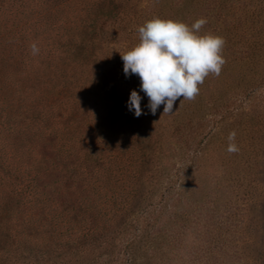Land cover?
<instances>
[{
	"label": "trees",
	"instance_id": "16d2710c",
	"mask_svg": "<svg viewBox=\"0 0 264 264\" xmlns=\"http://www.w3.org/2000/svg\"><path fill=\"white\" fill-rule=\"evenodd\" d=\"M9 1L26 21L14 74L0 76V264H264V111L223 141L190 144L163 141L143 92V114L127 108L141 81L122 54L155 17L204 16L201 33L226 41L225 65L245 67L236 88L262 83V36L227 22L234 7L199 0L179 18L161 9L184 7L173 0Z\"/></svg>",
	"mask_w": 264,
	"mask_h": 264
},
{
	"label": "rangeland",
	"instance_id": "374dc122",
	"mask_svg": "<svg viewBox=\"0 0 264 264\" xmlns=\"http://www.w3.org/2000/svg\"><path fill=\"white\" fill-rule=\"evenodd\" d=\"M173 1H175V4L183 2L184 7L176 8L178 5H173V7L169 9L166 3H163L161 4V9L163 10V14L172 9L174 14L177 13L179 18H183L186 14L192 13L195 10V6L199 3V0ZM166 2L170 5L171 0H167ZM224 2L227 5H231L232 8L234 7L230 12L231 14L228 15L227 22L231 21L234 24V21H237V19L242 21V27L238 29L245 30L246 33L251 31L248 30L249 27L254 28L253 30L257 31L262 36L259 44L261 46L260 48H263L264 0H224ZM19 11V4L17 2L9 0L0 2V76L4 73L8 76L14 74L15 60L11 58L14 57L13 53L17 43L16 31L18 25L26 21V19L22 18ZM203 13H207L206 10ZM167 15L169 16V13H167ZM202 18H204V16ZM220 28L221 25L218 24V29ZM26 29L25 31H27V34L31 27H27ZM27 35H29V33ZM262 53L264 54V51ZM263 62H259L257 66V69L262 71V74L259 76L260 79H263L262 83L258 82V77L256 78L251 71L249 74L253 77L252 79H254V77L257 79H254L256 80V84L249 83V85L247 82L249 78H247L244 80L245 83L240 85H249L244 91H242V87L237 89L233 80L237 78L240 72L244 71L245 67L238 63L229 64L228 62L226 65L224 64L222 66L221 74L218 77L214 78V75L210 74L205 78L204 83L200 86L202 92L199 91V94L192 102H190V100L181 102L183 99L181 97L174 104V112L165 114H163L164 106L161 105L156 112L157 122L154 124L155 127L159 128V131L163 133V141H188L190 144H192V141H223L230 131L228 127H230L231 123L235 121L246 122L248 119V115L246 114L248 110L255 113L264 111ZM252 90H254V92H252ZM201 94L205 96L203 97L205 99L202 100V103L200 98ZM209 99L213 102H217L219 105V108H217L218 112L215 109L212 110L210 106H208ZM227 102L230 103L229 107L225 106ZM190 109H192V111ZM196 109H198V111ZM241 114H244V116H241ZM248 122L250 124V120ZM253 122H255V120ZM178 123H187L184 132L183 134L174 135V137H172L171 134L174 133V128ZM251 134L253 135L254 133L251 132ZM236 137L235 141L241 140L242 135L239 134ZM191 151H193L192 148Z\"/></svg>",
	"mask_w": 264,
	"mask_h": 264
},
{
	"label": "clouds",
	"instance_id": "9594fccd",
	"mask_svg": "<svg viewBox=\"0 0 264 264\" xmlns=\"http://www.w3.org/2000/svg\"><path fill=\"white\" fill-rule=\"evenodd\" d=\"M206 23V18L189 26L155 17L138 28L139 44L122 54L125 75H138L141 81L139 92L132 90L127 101L128 110L137 118L144 112L140 92L148 98L145 107L151 114L155 115L161 105L163 114L172 113L178 99H195L206 77L221 74L226 41L222 36L202 34ZM30 47L33 55L38 54L35 43ZM227 139V151L237 153L236 132L229 133Z\"/></svg>",
	"mask_w": 264,
	"mask_h": 264
}]
</instances>
